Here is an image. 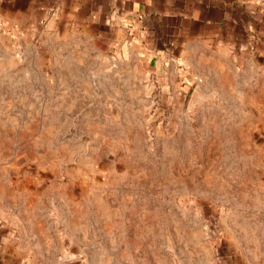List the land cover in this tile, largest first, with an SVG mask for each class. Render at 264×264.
Returning <instances> with one entry per match:
<instances>
[{
	"label": "rangeland",
	"instance_id": "374dc122",
	"mask_svg": "<svg viewBox=\"0 0 264 264\" xmlns=\"http://www.w3.org/2000/svg\"><path fill=\"white\" fill-rule=\"evenodd\" d=\"M110 42L0 40L1 217L64 264H264V71Z\"/></svg>",
	"mask_w": 264,
	"mask_h": 264
},
{
	"label": "crops",
	"instance_id": "0c3cea01",
	"mask_svg": "<svg viewBox=\"0 0 264 264\" xmlns=\"http://www.w3.org/2000/svg\"><path fill=\"white\" fill-rule=\"evenodd\" d=\"M79 34L129 41L158 70L220 48L264 71V0H0V40L20 53L49 37ZM38 242L0 213V264L69 263L71 255L50 258Z\"/></svg>",
	"mask_w": 264,
	"mask_h": 264
}]
</instances>
